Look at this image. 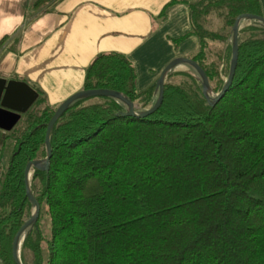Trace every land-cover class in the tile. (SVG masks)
Here are the masks:
<instances>
[{
	"label": "trees",
	"instance_id": "obj_1",
	"mask_svg": "<svg viewBox=\"0 0 264 264\" xmlns=\"http://www.w3.org/2000/svg\"><path fill=\"white\" fill-rule=\"evenodd\" d=\"M178 3L188 8L191 30L173 43L198 38L190 59L217 94L221 74L228 77L234 22L262 17L260 4L174 0L167 7ZM238 42L232 84L213 106L189 66L193 72L168 74L163 101L147 118L123 116L127 107L113 98L69 106L50 132L49 169L31 175L40 213L22 240V264H264L263 25L242 27ZM83 90L119 93L142 110L156 98L155 85L137 92L135 69L118 53L96 56ZM56 109L39 94L3 136L11 153L0 165V264H14L13 238L32 213L24 169L45 158Z\"/></svg>",
	"mask_w": 264,
	"mask_h": 264
},
{
	"label": "crops",
	"instance_id": "obj_2",
	"mask_svg": "<svg viewBox=\"0 0 264 264\" xmlns=\"http://www.w3.org/2000/svg\"><path fill=\"white\" fill-rule=\"evenodd\" d=\"M35 1L0 0V78L25 82L52 108L83 90L99 54L125 56L143 93L170 61L199 49L195 36L174 45L191 30L186 5L167 7L174 0H51L40 8Z\"/></svg>",
	"mask_w": 264,
	"mask_h": 264
},
{
	"label": "water",
	"instance_id": "obj_3",
	"mask_svg": "<svg viewBox=\"0 0 264 264\" xmlns=\"http://www.w3.org/2000/svg\"><path fill=\"white\" fill-rule=\"evenodd\" d=\"M255 21L263 25L264 18L255 15H241L238 16L232 27V43H231V60L229 63L228 77L221 91L214 94L210 88V84L205 71L192 59L190 58H176L170 61L161 71L158 79L155 83V93L157 98L152 106L145 110H138L136 106L124 98L119 93L109 90H82L74 95L70 96L64 102H62L55 110L53 116L49 120L46 126L45 132V149L46 155L43 159H36L27 163L24 169L23 180L25 186L26 197L32 205V213L28 220L20 227L16 232L12 245H11V256L14 264H22L19 258V249L24 238L25 232L36 223L39 218L40 206L35 196L30 190V173L34 170L47 171L49 169L50 159L52 157V148L50 145V132L57 120L65 113L69 106L77 100L84 98H113L122 102L127 107V112L123 113V116H129L133 118L144 119L155 113L162 101L164 96V85L168 74L174 70L177 66L185 65L192 68L200 77L202 94L209 103V105H215L225 95L227 90L232 84L238 58V34L242 21ZM39 98V94L36 90L30 87L28 84L22 81L6 80L0 78V131L3 133L11 132L14 127L21 120V117L25 115L31 107L36 103Z\"/></svg>",
	"mask_w": 264,
	"mask_h": 264
},
{
	"label": "rangeland",
	"instance_id": "obj_4",
	"mask_svg": "<svg viewBox=\"0 0 264 264\" xmlns=\"http://www.w3.org/2000/svg\"><path fill=\"white\" fill-rule=\"evenodd\" d=\"M218 22L219 21L216 18L211 17V23H212L211 25H212L213 28H215L218 25ZM249 24H250V21H248V20L242 21L241 22V25H240V29L242 27L246 26V25H249ZM178 69H179L180 72H188V71L189 72H193L188 66H185V65L179 67ZM221 69H222V66L220 67V70ZM221 78L226 81V77L223 74H221ZM171 81L172 82L173 81H178V79H176V80L174 79V80H171ZM156 98H155V100H156ZM58 106L55 105L53 108H57ZM149 107L150 106L146 107L145 109H148ZM137 109L140 110V111H142V109L140 108V106H137ZM145 109H143V110H145ZM4 134L5 133H3V132L0 131V165L1 166H4L7 163L8 159L10 157V153H11V147L10 148L7 147V148H5V150L3 149L2 139H3ZM31 175H32V171L30 173V179H31ZM42 223H43L44 228L47 230V227H48V218H46V219L42 218ZM27 263L30 264V262L28 260H27Z\"/></svg>",
	"mask_w": 264,
	"mask_h": 264
},
{
	"label": "bare ground",
	"instance_id": "obj_5",
	"mask_svg": "<svg viewBox=\"0 0 264 264\" xmlns=\"http://www.w3.org/2000/svg\"><path fill=\"white\" fill-rule=\"evenodd\" d=\"M29 178H30V176H29Z\"/></svg>",
	"mask_w": 264,
	"mask_h": 264
}]
</instances>
